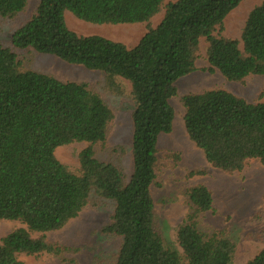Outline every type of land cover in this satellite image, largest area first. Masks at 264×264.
Instances as JSON below:
<instances>
[{
	"label": "trees",
	"instance_id": "trees-1",
	"mask_svg": "<svg viewBox=\"0 0 264 264\" xmlns=\"http://www.w3.org/2000/svg\"><path fill=\"white\" fill-rule=\"evenodd\" d=\"M241 1H37L29 18L12 32L11 44L103 72L105 87L120 94L126 81L134 102L133 166L126 178L114 164L95 156L94 147L104 143L114 116L98 92L83 82L24 70L16 53L0 43V220L24 225L1 240L0 264H26L19 255L62 257L75 251L49 243L44 233L61 229L98 200L113 204L103 232L120 238L110 264L231 263L234 240L223 231L204 233L198 227V216L212 209L208 188L198 184L185 190L189 212L176 228L179 253L157 227L151 185L158 137L172 130L170 99L177 96L176 81L195 71L200 39L207 43L208 72L218 71L229 81L264 75V0L248 13L239 39L221 33L224 18ZM27 4L0 0V20L15 19ZM162 10L153 28L151 20ZM66 11L87 23H146L147 29L129 47L70 30ZM181 103L188 138L211 167L232 173L254 159L264 165V102L207 89L183 95ZM75 142L87 145L78 154V168L71 169L55 151ZM203 174L197 169L188 176ZM257 234L264 244V228ZM247 264H264V245Z\"/></svg>",
	"mask_w": 264,
	"mask_h": 264
},
{
	"label": "rangeland",
	"instance_id": "rangeland-1",
	"mask_svg": "<svg viewBox=\"0 0 264 264\" xmlns=\"http://www.w3.org/2000/svg\"><path fill=\"white\" fill-rule=\"evenodd\" d=\"M37 1L28 0L25 11L15 19L0 20V43L16 53L22 69L47 73L61 81L83 82L101 95L114 116L104 143L94 147L95 156L100 161L114 164L128 178L133 166L131 113L134 108V102L128 95L129 84L124 81V94H120L105 87L103 72L68 64L56 56L37 53L31 48H15L11 44V34L29 18ZM169 1L164 0V3ZM260 1L242 0L224 18L221 33L239 39L248 13ZM162 16L163 10L151 20L150 26L156 27ZM64 18L67 27L78 34L100 35L129 47L135 45L147 29L146 23H87L68 11ZM206 45L205 39H200L195 71L176 81L177 96L170 99L175 112L172 130L158 137L156 178L151 185L156 224L170 246L177 247L176 228L189 212L185 190L202 184L211 192L212 209L198 216L199 229L204 233L223 231L235 243L230 264H247L264 245L257 234L264 228V165L254 159L241 171L232 173L211 167L202 151L188 138L183 124L181 97L207 89H224L248 102H264V75H249L243 81H229L218 71L208 72ZM86 145L85 142H75L60 146L55 155L71 169H77L78 154ZM197 169L203 170L204 174L188 176L190 171ZM112 212L110 201L90 202L61 229L44 233L49 243L72 247L75 251L64 253L62 257L43 254L19 255L18 258L26 264H110L120 244L119 237L103 232ZM19 227L24 225L17 221L0 220V242ZM40 235L32 234L33 237ZM175 249L180 253V248ZM182 264L186 262L182 261Z\"/></svg>",
	"mask_w": 264,
	"mask_h": 264
}]
</instances>
